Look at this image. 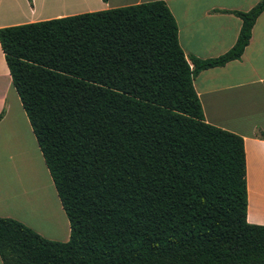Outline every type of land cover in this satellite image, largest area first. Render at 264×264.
Instances as JSON below:
<instances>
[{"label": "trees", "instance_id": "trees-1", "mask_svg": "<svg viewBox=\"0 0 264 264\" xmlns=\"http://www.w3.org/2000/svg\"><path fill=\"white\" fill-rule=\"evenodd\" d=\"M263 9L232 11L234 43L206 59L185 57L160 0L0 27L69 225L56 241L0 217L2 264H264L243 140L204 121L192 85L240 56Z\"/></svg>", "mask_w": 264, "mask_h": 264}, {"label": "crops", "instance_id": "crops-1", "mask_svg": "<svg viewBox=\"0 0 264 264\" xmlns=\"http://www.w3.org/2000/svg\"><path fill=\"white\" fill-rule=\"evenodd\" d=\"M148 1L154 0H0V27ZM160 1L175 21L177 42L185 57L206 59L234 43L240 19L232 11H245L258 0ZM192 85L204 121L242 138L245 220L264 225V9L240 56L199 71ZM0 114V217L15 219L44 238L66 241L69 225L57 194L52 201L44 192L45 185L35 179L36 152L41 153L1 49ZM39 218L44 225L38 223Z\"/></svg>", "mask_w": 264, "mask_h": 264}, {"label": "rangeland", "instance_id": "rangeland-1", "mask_svg": "<svg viewBox=\"0 0 264 264\" xmlns=\"http://www.w3.org/2000/svg\"><path fill=\"white\" fill-rule=\"evenodd\" d=\"M34 174H35V179H40L42 184L45 185L44 188V192L48 195H50V199L52 201H56V193L55 190L53 188V185H51V180L49 181V174L45 168V165L42 161V156H38L37 152H36V159L34 162ZM44 221H42L40 218L38 219V223L44 225L43 223ZM48 239V238H47ZM53 240V239H51Z\"/></svg>", "mask_w": 264, "mask_h": 264}]
</instances>
